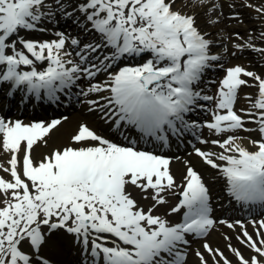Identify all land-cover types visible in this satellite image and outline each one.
Wrapping results in <instances>:
<instances>
[{
	"label": "snow or ice",
	"instance_id": "6c2138e0",
	"mask_svg": "<svg viewBox=\"0 0 264 264\" xmlns=\"http://www.w3.org/2000/svg\"><path fill=\"white\" fill-rule=\"evenodd\" d=\"M54 2L63 15L79 12L76 23L92 39L82 42L64 32L43 41L21 36L46 31L40 25L55 13L46 0H0L3 100L22 91L21 101H58V94L86 80L87 89L78 95L97 94L87 100L89 112L99 111L123 142L82 123L67 146L36 159L34 146L47 144L61 119L25 123L0 115V150L10 154L8 167L0 168L11 177L0 176V264H56L52 253L62 233L72 234L81 245L86 264H186L188 237H206L216 224L210 188L190 162L178 183L171 159L142 143L167 146L170 138L201 127L186 119L188 114L207 110L211 119L203 126L224 138L201 139L220 151L195 147V155L217 170L229 197L247 205L264 204V76L234 65L210 81L216 90L207 94L205 73L220 66L221 57L212 53L213 41L197 25L196 15L177 8V0H80L73 12L62 0ZM256 10L264 14V7ZM235 47L264 53L251 42ZM73 52L78 59L71 58ZM140 57L142 62L120 64ZM100 75L106 78L93 82ZM246 78L254 83L249 85ZM243 87H256L257 93L245 94L248 107L237 109ZM249 123L255 127L248 128ZM240 131L255 132L256 138L241 137L236 134ZM137 195L152 201L147 210ZM169 196L176 199L174 204ZM165 205L162 215L155 214ZM173 214L179 219L170 220ZM253 223L259 224L258 241L235 222L242 228L237 240L255 255L245 258L227 245L239 264H264V220ZM202 247L214 264H220L216 256L231 264L207 241ZM194 254L200 264H208L202 252Z\"/></svg>",
	"mask_w": 264,
	"mask_h": 264
},
{
	"label": "bare ground",
	"instance_id": "6f19581e",
	"mask_svg": "<svg viewBox=\"0 0 264 264\" xmlns=\"http://www.w3.org/2000/svg\"><path fill=\"white\" fill-rule=\"evenodd\" d=\"M192 1V0H191ZM244 0H236L237 3H241L240 5H236L235 8H237L239 11H241L239 14L235 15V16H227L225 13L228 12L230 10L229 6H228V2L229 0H224L221 1V3H219V7L218 9L212 8V6H209V4L211 3L209 1V3L207 4H192L190 6H188L186 8L187 11H192L195 12L196 15V20H197V25L199 26V28L204 31V32H212L209 35V38L212 41H216V42H221L222 36L219 37V32L220 29L228 26L225 24V18H234L237 21H235L237 23V25L239 26V28H242L243 30H245L247 27H251V30L253 32V36L248 37V39L244 42H242L244 45L245 43L248 42H255L258 40V37L255 36V33L259 32L262 28V26H264V24L262 23H258L259 25H256V23L254 22V19L257 18V16L260 14L261 18L264 19V14H261L260 12H258L256 10V8L252 9V8H248V6L244 3H242ZM190 2V0H177V4L175 5L177 8L181 9L182 11L184 10V4H188ZM209 9H212L211 11H209ZM253 13V14H251ZM223 20V21H222ZM74 23L73 25H78L76 23L75 20H73ZM245 22V23H243ZM240 23V24H239ZM46 24H50L48 21H46ZM232 27H236V25L233 24H229ZM24 33V32H23ZM214 46V43L213 45ZM39 67V66H38ZM260 68V67H259ZM253 70L256 71L255 68L252 67ZM259 75L263 76L264 73L258 72ZM248 79V83H251L250 79L251 78H246ZM84 81V80H82ZM257 93V88L253 87L251 88L247 94H252L253 96H255ZM73 95L75 97H72V102H71V106L68 109V112L72 111L73 108H76L77 103H75L74 101L78 99V95L76 93H73ZM106 95V93L104 94ZM91 93L88 96H83L81 95L82 98V105L78 106L76 111H73V113L69 116H66V119H64L65 117L60 118L61 119V124L58 125L55 129H53L51 131V133L49 134V136L46 138L47 139V144H44L43 142L38 143L36 146H34V150H33V156L36 159L42 158L44 155L49 154L53 149L57 148V147H63V146H67L71 141H70V137L72 135H74L76 133V131L78 130V126L80 124H86L87 119L90 118V116L94 115L96 112L99 111H95V112H89L88 108L89 105L87 104V100L90 99L91 97ZM95 97V96H94ZM80 102V101H79ZM75 104V105H74ZM245 105V103L243 104V106ZM71 108V109H70ZM27 108H21V111H26ZM52 111L55 112H60L61 109L57 108V109H53ZM50 112V109L48 110V113ZM209 120V118H208ZM207 120V121H208ZM205 122L200 123L201 127V133L197 132V129H194V134L192 135V142L197 141V145H199L200 148L202 149H210L213 151H220V149L217 146L208 144V145H204L200 143L201 139H205L206 134L208 132H212L211 130L207 129L206 127H204ZM103 125L101 124L100 127H102ZM107 133L111 134L112 137H115L113 140L116 141H120L123 142V137H121V135H119V133L117 132V130L115 128L110 127L109 124L108 125H104ZM103 126V127H104ZM100 127H97L98 129V134L103 136V131L102 128L100 129ZM114 129V130H112ZM213 133V132H212ZM239 133H244L243 131L237 132L236 134ZM197 134H201V136L198 138L196 137ZM254 136H256V133H254ZM105 137V136H104ZM107 138V137H106ZM223 136H216L213 134L212 139H223ZM207 139V138H206ZM210 140V139H209ZM177 141V139L175 140V142ZM188 145H186L184 148H178V151L173 153L170 152L169 158L171 159V164H170V168L172 173L174 174V176L177 179V182L180 183L181 182V178L186 170V167L188 166V163L190 162L192 166H194L198 171H200L204 177L205 182L208 184L209 188H210V195H214L216 192V187L214 184L216 183H224L225 181L222 177H220L218 175L217 170L212 169L210 166L206 165L201 158H199L198 156L195 155L194 151L188 152L189 149H191V144L190 142L187 143ZM246 146H248L251 149V145L248 144L247 142H245ZM201 145V146H200ZM189 148V149H188ZM5 152H3L2 150H0V165H1V157L5 158ZM10 159V156L6 157V160L8 161ZM0 176H3L5 179H11V177H8L7 175L4 174L2 168H0ZM209 173L213 176V181L209 184L208 181V176ZM210 180V179H209ZM134 195H136L134 193ZM216 195V194H215ZM136 198L138 199L140 205L142 207L145 208V210H147L148 207L151 206L152 201L149 200H144V199H140V197L137 195ZM169 199V201L175 199L171 196L167 197ZM176 202V199H175ZM174 202V203H175ZM211 206L212 207H217L218 206V202H212L211 201ZM168 206H162L157 208L156 213L155 214H163L166 210ZM170 220H177L179 219L178 216H176L175 214H173L172 216L168 217ZM260 220H264V216H260V217H252L248 220H245L244 222V228L247 229V231L249 232V234H251L253 236V239H256L255 236L257 230L259 229V224L256 223L254 224V221H260ZM235 224V223H232ZM235 230H238L240 233H242V228L240 227L239 224H235V226L233 228H229L228 224H222V223H216L215 226L210 229L209 234L207 236V238L209 237V239H211L213 241V245L209 242H211V240H209V245L213 248V249H220V251H222L224 253V256L227 257L228 253L230 252L227 245L231 244L232 246H236L237 249H239L243 255L245 256V258H250L251 256L255 255V253L249 249L246 245L241 244L238 240H237V236L235 235ZM228 231L230 233V235L228 236L229 239H225V232ZM261 231V236H264V229L260 230ZM255 235V236H254ZM196 236L192 237V239H195ZM260 237H257V241L259 240ZM198 240V239H197ZM205 240H198L197 243H194V240H191L190 242V246L192 247H188V255H187V262L186 264H198V257L195 256V251L199 250L200 252H202L205 256V258L208 260V264H214L213 258L210 256L209 253H207L202 245L204 243ZM56 248L54 250V252L52 253V259L56 262H58L59 264H61L62 261H70L71 257L69 256V254L67 252L68 248H71L72 250L76 248V252L73 250L74 256L76 255L77 259H80V261L82 260L83 264H86V254L83 253L81 251V245L78 244L76 242V240L74 239V237L72 236V234H68V233H62L60 239L56 240ZM191 248V249H190ZM65 251V252H64ZM227 255V256H226ZM230 259L228 258L229 261H231V264H239L237 257L234 255V253L231 252L230 254ZM216 260H219L221 262V264H223V261L221 260V258L219 256L215 257ZM64 263V262H63ZM82 264V263H81Z\"/></svg>",
	"mask_w": 264,
	"mask_h": 264
},
{
	"label": "rangeland",
	"instance_id": "374dc122",
	"mask_svg": "<svg viewBox=\"0 0 264 264\" xmlns=\"http://www.w3.org/2000/svg\"><path fill=\"white\" fill-rule=\"evenodd\" d=\"M67 1H71V0H67ZM211 3L209 4V6L215 5V9L220 8L219 7V3H221V1L224 0H209ZM80 2V0H72L70 3H66V0H62L63 6L64 8L68 11L71 12L73 11L74 7L76 4H78ZM242 3L246 4L248 6V8H261L264 7V0H244ZM46 4L48 6L51 7L52 11L55 13L54 16L51 17V19H45L42 24L40 25V27L47 29L46 31H34V32H30L27 34H23L24 35H28L29 38L35 39V40H52V39H56V34L54 33L55 31L58 32L59 28L57 29V27H55L54 23L57 21V17H64L66 15H63L60 11V9L55 5L54 0H46ZM192 4H198V0H190V2L188 4H184V12L187 13H191L195 15V12L192 11H187L186 8ZM241 3H237L236 0H229L228 2V6L230 8V10L228 12H226L225 14L227 16H234L239 14L241 11H239L236 7V5H240ZM235 6V7H234ZM259 12V11H258ZM253 14V13H251ZM77 15V13H76ZM78 17V15H77ZM73 18V17H72ZM46 20H53L52 25H45L44 22ZM76 20V19H75ZM225 20V24L228 26H225L223 28L220 29L219 32V37L222 36L221 42H216L215 40L213 41L214 46H212V53L213 54H218L221 57V60L218 62L220 66L215 67L214 69H210L208 70L207 74L205 75L204 79L205 82L208 84V87L205 89V91L207 92V94H214L215 90H216V85L211 84L210 81L213 80H219L220 78L223 77V75L225 74V69H227L228 67L234 66V65H240L245 67L247 70H249V67H253L256 69L257 74H259L258 72L264 73V65H262L264 63V53L258 52V51H254L251 48H247L245 47L243 50L241 49H237L235 47V45L237 44H243L242 42L246 41L248 39V37L253 36V32L251 30V27H247L245 30H243L242 28H239V26L237 25V23L235 21H237L234 18H225L223 19ZM222 20V21H223ZM254 22L256 23V25H259L258 23H262L264 24V19L261 18V15L259 14L257 16V18L254 19ZM245 23V22H243ZM229 24H233L236 25V27H232ZM240 24V23H239ZM263 29H261L258 33H255V36L258 37V40L255 41L254 43L251 42L252 45H254L255 48L259 49V48H264V36H261V33H264V26H262ZM77 33L75 35H70L71 37H78L79 39H81L82 37V31L81 28H79L77 31ZM209 35L212 32H207ZM21 35V33H20ZM42 35V36H39ZM22 36V35H21ZM90 39L89 35H84V38L81 40L82 42H87ZM246 44V43H245ZM244 44V45H245ZM144 59V58H143ZM215 63V62H214ZM260 67V68H259ZM251 69V68H250ZM250 71V70H249ZM264 76V74H263ZM104 79L106 78L105 76L103 77ZM98 77L96 78L97 81ZM251 83L249 85H252L254 83V81L252 79H250ZM88 87V82H80L78 90H85ZM253 88V87H243L240 91V98L238 100V104L236 106H238L239 108H247L245 107L247 104L246 100L244 99L245 94L248 93V91ZM64 100L66 98H63ZM79 102V101H78ZM201 103H206L207 104V108L211 109L213 107V105L211 103H207V102H201ZM245 103V105L243 106V104ZM207 111V110H205ZM209 112V111H207ZM194 113V114H193ZM189 114V116L186 117V119H188L189 121L191 120H196V115L197 112L196 110ZM96 121V120H95ZM87 125L90 126H94V124L91 121L87 122ZM248 128H254L255 125L249 123L247 125ZM201 133V132H200ZM255 132L252 133H239L237 135H240L241 137H247L249 135H251L253 138H256V136H254ZM213 137V133L212 132H208L206 134V138H212ZM209 140V139H208ZM247 142V140L244 141V143ZM5 158L1 157V165H3L4 167H8L7 165V160L6 157L10 156L9 153H5ZM22 156L23 153L20 154V159L22 160ZM4 172V171H3ZM5 175H7L8 177H10L9 174L5 173ZM1 175V173H0ZM225 186L222 187V191L224 190ZM175 199L171 200L174 201ZM170 202V201H169ZM235 209V206H232L230 209V212H232ZM230 218H225L224 221L227 223H231ZM233 221V220H232ZM242 222V220H237ZM242 233H240L238 230H235V235L241 236ZM230 233L228 231L225 232V237H227L229 239ZM255 236V235H254ZM255 238L257 239V237L255 236ZM209 237L205 238V241H207V243L209 242ZM213 245V241L211 240V242H209ZM233 248H236V246H232ZM65 252V251H64ZM228 256L227 258H231L230 252H227ZM233 253V252H232ZM198 264H200V260L198 258ZM221 264V262H220Z\"/></svg>",
	"mask_w": 264,
	"mask_h": 264
}]
</instances>
